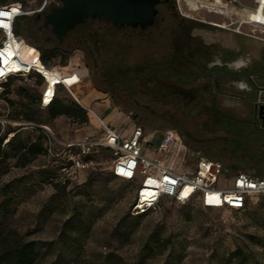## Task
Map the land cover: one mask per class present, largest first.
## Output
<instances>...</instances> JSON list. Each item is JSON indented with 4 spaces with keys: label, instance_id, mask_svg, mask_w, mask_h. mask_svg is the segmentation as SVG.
<instances>
[{
    "label": "rangeland",
    "instance_id": "374dc122",
    "mask_svg": "<svg viewBox=\"0 0 264 264\" xmlns=\"http://www.w3.org/2000/svg\"><path fill=\"white\" fill-rule=\"evenodd\" d=\"M43 1L0 0V6L21 2L32 11ZM253 5V0H240L236 9L245 14V9ZM199 13L204 18L222 19L218 14ZM34 14L20 19L21 37L37 48L48 47L47 32L39 29L42 21H35ZM178 16L191 19L178 10L160 15L161 21L152 28L150 39L135 50H140L138 56L143 64L158 62L172 68L173 78L178 76L174 72L189 73L190 81L182 85L169 79L146 80L131 89L114 83V76H104L101 69L113 72L109 69L110 51L105 49L101 50L98 65L92 68L79 47L67 54L59 51L47 63L63 66L70 60L77 61L89 89L101 91L102 97L109 98L122 111L115 96L131 102L138 99L140 105L126 111L136 113L134 121L147 132L155 131L147 145L149 149L156 148L165 127L175 128L185 148L193 154L186 155L180 145L173 144L164 161L174 168L193 170L199 153L223 162L233 171L264 175V126L256 117L254 103L259 92L255 84L264 85V32L256 31L253 37L201 25L192 29L196 38L185 40ZM243 30L250 31L246 25ZM199 41L213 45L202 47ZM186 43L194 44L199 62L185 58L193 55V47L186 55L177 50ZM158 52L163 53L161 58ZM224 53L231 54V59L242 55L246 64L243 66L257 68L253 81L247 76L241 78L247 83L245 88L237 86L241 79L233 82L226 78L212 88V79L201 75L203 63L212 68L224 60ZM23 55L33 59L37 53L25 47ZM88 61L93 64L91 59ZM243 66L231 64L229 68L237 71ZM37 80L35 76L13 77L4 83L0 114L6 110L14 114L20 107L32 108L41 89ZM56 95L66 104L76 103L81 111L50 116L44 109L38 114L39 121L58 136L88 132L90 119L85 109L63 87ZM88 99L95 101L92 92ZM124 124L130 122L125 120ZM36 134L22 129L16 142L26 143ZM112 157L109 148L98 147L93 153L98 162L95 167L85 172L78 183L64 187L50 180L53 166L42 154L17 165L15 157L0 153V237L8 242L34 240V264H234L236 258L230 254L236 248L243 250L249 264H264L263 204L234 210L164 200L145 214L132 215L130 204L136 183L113 175Z\"/></svg>",
    "mask_w": 264,
    "mask_h": 264
},
{
    "label": "built area",
    "instance_id": "2783aa9c",
    "mask_svg": "<svg viewBox=\"0 0 264 264\" xmlns=\"http://www.w3.org/2000/svg\"><path fill=\"white\" fill-rule=\"evenodd\" d=\"M48 0L30 11L21 2L2 5L7 16L0 18V95L2 85L11 77H28L40 75L43 83L40 89V107L45 108L55 95L58 86L65 88L71 96L83 106L89 116L95 117L100 124V130L93 135L82 138H63L56 135L46 124L28 121L19 116H11L8 110L0 114L1 144L7 143L15 131L6 132L7 126L20 128H41L47 135L46 156L57 162L54 181L70 184L80 181L81 176L98 163L93 159L95 150L104 146L111 150L112 160L110 170L118 178L136 183L133 202L130 205L131 214L144 213L154 209L163 198H173L180 203L196 199L205 208L219 207L244 210L257 204L264 205V175H257L253 171L237 170L223 162L196 154L193 170H179L164 161L165 154L173 144H181V137L173 127H165L155 153L149 156L144 148L149 144L148 135L143 125L133 123L127 134L122 132L97 114L90 107L81 104L80 99L73 93V89L81 82L77 71L65 73L59 65L47 66L41 60L40 49L24 41L21 35L14 32L16 19L24 14L42 11ZM178 12L185 17L201 20L220 28L230 29L250 35L256 31L264 32V4L262 0H253L254 5L247 8L245 14L236 9L233 0H176ZM233 7L234 10L230 8ZM240 10V6L238 7ZM11 9H15L12 11ZM218 14L222 19L210 20L200 13ZM261 14L262 18L259 17ZM246 25L250 31L245 32ZM26 47L35 50L37 55L32 60L23 56L22 49ZM42 63L57 76L51 95L46 99L49 81L38 68ZM73 77L72 82L67 79ZM131 118V115L129 114ZM185 154H193L185 148Z\"/></svg>",
    "mask_w": 264,
    "mask_h": 264
},
{
    "label": "trees",
    "instance_id": "16d2710c",
    "mask_svg": "<svg viewBox=\"0 0 264 264\" xmlns=\"http://www.w3.org/2000/svg\"><path fill=\"white\" fill-rule=\"evenodd\" d=\"M26 15L27 14H24L16 19L14 23L15 34L22 35L20 19L26 17ZM178 17H179V21L182 23L181 24L182 27L186 30V34L185 35L183 34L184 39L188 40L189 38H191L190 36H188L189 35L188 32L192 29V27L199 26L201 24L191 19H187L180 16ZM153 27L151 28L149 27V29H144L139 26H131V25L120 26L114 24L110 20H107L105 17H95V18L88 17L83 22L76 25L71 31H69V33L66 35L67 36L66 40L63 42L60 41L58 43H54L51 39L45 38V41L48 43V47H43V46L39 47L41 52V60L45 65L50 66L47 63V59L49 57L55 56L56 53L59 51L67 54L74 47H79L82 48L86 54V64L92 68L98 65L97 61L101 55V50L105 49L107 51H110V54L108 56V62H109V69L111 68L113 72L112 74L109 73L105 67H102L101 69L102 71L104 70L103 72L104 76L105 75L114 76L113 78L114 83H118V84L120 83L124 85L127 89H131L133 87H139V85H142V83L146 80L147 82L151 80L158 81L161 78L163 80L169 79L171 81V79L173 78L172 75L173 72H167L165 70L166 69L165 65L159 64L158 62L143 64L141 61V57L138 56L140 50H135L137 49L136 46L143 44L145 39L146 41L150 39L152 35L151 30ZM192 38H196V36ZM199 43L201 44L202 47L204 46L210 47L211 45H213V44H204L201 41H199ZM192 47L194 48L192 50L193 55L187 56L186 54L192 49ZM195 48L196 47L194 46V44L192 45L186 43L183 47H181V49H177V50L181 51L184 55H186L185 56L186 59L199 62L197 58V51ZM87 59L88 60L91 59L93 61V64H90ZM201 66L204 69V72L201 75L208 76L212 79L211 82L212 88L215 87V85L217 84V82L220 81L221 78L238 79L243 75L247 74V72L231 71L226 65H221V66L217 65L212 68H208L206 64L203 63ZM174 73L178 74L177 81L180 83L187 82V80L190 78L189 77L190 74L186 72H174ZM250 73H254V72H250ZM32 76L37 77L38 80L36 81V83L41 86L43 83V78L40 75H29L28 77H32ZM195 77H197V75H195ZM59 87L62 86L57 87L54 97L45 108L40 107V101H39L40 94H39L38 97L35 98L34 106L32 108L23 109L20 107L15 111L14 114H10V115L19 116L28 121H32L35 123L45 124L40 122L38 118V114L41 112V110L44 109L48 110L50 116H56L60 114L72 115L78 111H81V108L76 103L72 102L70 104H66L63 100L57 99L56 93ZM98 89L101 88L98 87ZM112 96L115 95L113 94ZM115 98L117 104L118 105L121 104L123 106L124 111L132 109L129 108L132 107V105L128 103L126 98H118L116 96ZM81 107L85 109L83 106ZM214 109L217 110L216 107ZM85 111L89 119L90 116L86 109ZM223 115L230 116L229 114H223ZM133 116H136V113H133ZM22 129L35 131L37 134L35 136H32L31 139L26 143L21 140H18V142H16L17 134ZM10 130H13L15 132L9 138L6 144L2 145L1 144L2 140L0 138L1 154H3L6 157H10V156L15 157L17 165H24L30 162L36 155L42 154L46 158V160L49 163H51V165L53 166V172L50 177V180L53 183L67 187L71 184L79 182V181H74L70 184H63L54 181L58 163L55 162V160H51L47 158L45 154L47 135L41 128L39 127L20 128L13 126L10 127L8 125L6 132ZM164 200H173L177 203H180L173 198H163L159 202V204ZM194 202L201 204L196 199H192L185 203H180V204H187ZM259 205L262 204H257L254 206H259ZM208 208H219V207H208ZM148 211L139 214H145ZM132 215H137V214H132ZM0 244H1L0 264H34L35 263L37 257V251L35 249L34 240L32 239L16 240L14 242H8L6 238L0 237ZM230 257L236 258V262H234V264H249V262L247 261V256L241 248H236L235 250H233L230 254Z\"/></svg>",
    "mask_w": 264,
    "mask_h": 264
},
{
    "label": "water",
    "instance_id": "95a60500",
    "mask_svg": "<svg viewBox=\"0 0 264 264\" xmlns=\"http://www.w3.org/2000/svg\"><path fill=\"white\" fill-rule=\"evenodd\" d=\"M45 14V25L61 40L76 25L88 17H105L114 24L145 28L154 23L159 0H60ZM259 92L254 99L264 124V85H257Z\"/></svg>",
    "mask_w": 264,
    "mask_h": 264
},
{
    "label": "crops",
    "instance_id": "0c3cea01",
    "mask_svg": "<svg viewBox=\"0 0 264 264\" xmlns=\"http://www.w3.org/2000/svg\"><path fill=\"white\" fill-rule=\"evenodd\" d=\"M230 9L234 10L233 7H231ZM245 11H246V9H245ZM206 19L218 21V19H212V18H209V17L206 18ZM199 26H201V25H199ZM206 26H209L210 28H214V29L230 30V29L220 28V27H217V26L211 25V24L210 25H206ZM230 31H232L234 33H237V34L240 33V34H245V35L256 37V35H250V34L237 32V31H233V30H230ZM263 40H264V38H263ZM224 55H225L223 57L224 60L222 62H218L216 64V66L217 65H219V66L226 65L229 68V66L231 64H237L238 67L246 65L245 62L242 59L243 58L242 55H239V56H237L234 59H231V57H232L231 54L228 56L226 53H224ZM78 66H79V64H78L77 61H71L70 60L68 65H63L61 67H62L63 72H65V73H69L71 70H75L81 76V82L77 85V86H80L79 87L80 91L82 90L81 91L82 92L81 98L82 97H86V100H88L89 92H92L93 98H94L95 101L92 102V101H82V100H80L81 104L93 109L97 114H99L104 119L105 122L109 123L114 128L120 130L122 132V134H127L129 132L131 126L133 125V123H137V122L134 121L133 113L122 111L118 106L114 105L109 98L102 97L103 93L101 91L89 89V86L85 82H84V85H85V89H84L82 81H84L87 78H86V75L83 73L82 69H80ZM208 68H210V67H208ZM234 72H247V74L243 75L242 77H240L238 79H232V78H226V79H229V80H231L233 82L234 81L236 82V81L240 80L241 78H244L245 76H247V78L250 77L251 81H253L252 76L253 75L257 76V68H255L254 70H251V67H248V66H243L242 68H240L239 70L234 71ZM250 72H254V73H250ZM12 78L13 77H11V79ZM241 83L243 85H241ZM246 84L241 79L240 81H238V85L237 86L240 87V88H245ZM242 86H244V87H242ZM98 99H100V100H98ZM85 102H87V103H85ZM129 114L131 115V118L129 117ZM89 119H90V125H89L90 130L88 132L72 136L73 138H82V137H84L86 135H93V134H96V133L99 132L100 124L97 121V119L95 117H91V116H90ZM125 120H128L130 122V124L129 125H125L124 124ZM144 131H145V134L148 135L149 140L151 139V137L153 136V134L155 132L153 130H151L150 132H147L145 127H144ZM62 137L63 138H72L70 136H62ZM180 146L182 147V149L184 151V147H183L184 144L182 142H181ZM144 151L149 156H152L155 153V149L151 150V149H149V147L144 148Z\"/></svg>",
    "mask_w": 264,
    "mask_h": 264
},
{
    "label": "flooded vegetation",
    "instance_id": "af4514ba",
    "mask_svg": "<svg viewBox=\"0 0 264 264\" xmlns=\"http://www.w3.org/2000/svg\"><path fill=\"white\" fill-rule=\"evenodd\" d=\"M234 1V4L237 5L239 3L240 0H233ZM61 4V1L60 0H48L47 2V5L45 6V8L42 10V11H39V12H35L33 18L35 21H42V26L39 27V29H42L44 31L47 32V35H46V38L48 39H51L54 43H58V42H63L66 40L67 36H65L63 39L59 40L57 39L54 34L51 32V29H50V25H45V14L46 12H48L53 6L55 5H60ZM156 8H157V14L155 15V19H154V23L150 26H147L145 27L144 29H149V27H155L157 22L161 21V19H159V16L160 15H164L165 13L167 12H173L174 10H177V2L176 0H159V2L156 4ZM164 20V19H162ZM198 23H200L201 25H210L209 23H206V22H203L201 20H196V19H192ZM195 27H200V26H195ZM195 27H192V29H194ZM192 29L188 32V36L190 37H194L193 34H192ZM184 32V35L186 34V30L184 29L183 30ZM204 43V42H203ZM205 44V43H204ZM156 54V53H155ZM157 57L158 58H161V55H163V53L161 52H158L157 54ZM162 64V63H160ZM166 71L169 70V72H173L174 70L171 68H166L165 69ZM160 80H163L160 78ZM171 80H178V77L176 76L175 78H172ZM190 79L187 80V82H189ZM186 82V83H187ZM177 83H179L180 85H182L180 82L177 81ZM168 96V95H166ZM172 96V95H170ZM129 104L131 105H140V102L138 99H134L132 102L130 100H127ZM256 117L258 120L261 121V123L263 124V120L260 118V115L257 113L256 114ZM264 126V124L262 125Z\"/></svg>",
    "mask_w": 264,
    "mask_h": 264
},
{
    "label": "bare ground",
    "instance_id": "6f19581e",
    "mask_svg": "<svg viewBox=\"0 0 264 264\" xmlns=\"http://www.w3.org/2000/svg\"><path fill=\"white\" fill-rule=\"evenodd\" d=\"M262 2H263V4H264V0H262ZM2 10H5L2 6H0V12H4V13H7V12H5V11H2ZM12 11H14L15 9H11ZM1 17V16H0ZM259 17L260 18H262V16H261V14L259 15ZM1 19V18H0ZM25 49V47L22 49V53H23V50ZM24 56V55H23ZM25 58H27L26 57V55H25ZM27 59H29V60H32V58H27ZM38 68L40 69V71L43 73V74H45V76L47 77V80L49 81V84H48V89H47V93H46V99H48V97L51 95V93H52V91H53V88H54V84H55V82H57V78H58V76L52 71V70H48V69H46L44 66H42V63H38ZM74 78L73 77H69L67 80L69 81V82H72V80H73ZM86 80V79H85ZM85 80H84V82H85ZM83 82V81H82ZM84 82H83V86L85 87V85H84ZM241 85H243L242 83H241ZM80 86H77V87H75V89H73V93H74V95L76 96V97H78V99H80V100H82V101H88V100H86V97H82L81 98V96H82V90L80 91V88H79ZM242 87H244V86H242ZM85 89V88H84ZM89 96V95H88ZM85 103H87V102H85Z\"/></svg>",
    "mask_w": 264,
    "mask_h": 264
},
{
    "label": "snow or ice",
    "instance_id": "6c2138e0",
    "mask_svg": "<svg viewBox=\"0 0 264 264\" xmlns=\"http://www.w3.org/2000/svg\"><path fill=\"white\" fill-rule=\"evenodd\" d=\"M8 13L0 12V16H7Z\"/></svg>",
    "mask_w": 264,
    "mask_h": 264
}]
</instances>
